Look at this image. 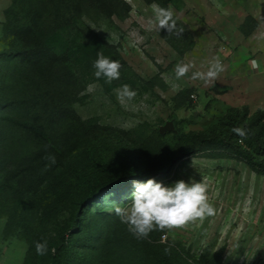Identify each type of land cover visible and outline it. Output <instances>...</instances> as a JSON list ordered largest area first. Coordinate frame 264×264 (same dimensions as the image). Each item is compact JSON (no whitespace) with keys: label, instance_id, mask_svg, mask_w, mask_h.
Returning <instances> with one entry per match:
<instances>
[{"label":"rangeland","instance_id":"rangeland-1","mask_svg":"<svg viewBox=\"0 0 264 264\" xmlns=\"http://www.w3.org/2000/svg\"><path fill=\"white\" fill-rule=\"evenodd\" d=\"M153 4L174 10L183 28L180 36L166 29L147 30ZM12 6L18 13L14 24L29 22L37 11L55 48L67 49L74 41L73 50H81L70 69H52L50 85L60 97H49L50 107L67 100L72 115L89 123L86 128L120 130L124 146L141 167L161 151L181 153L187 143L184 134L222 125L220 119L231 107L264 112V0H183L180 9L158 0H0V53L7 48V10ZM256 22L250 35L239 28L249 30ZM99 49L122 65L120 78L105 82L109 91L105 79L94 76ZM217 56L224 71L216 80L204 84L189 78L192 71H206ZM181 61L195 67L176 80L174 67ZM0 69L13 76L9 84L23 78L22 66L7 68L0 60ZM124 84L137 96L122 105L117 90ZM67 85L72 87L67 90ZM2 91L13 92L9 87ZM51 108L31 111L45 129L59 127L49 125L57 117ZM167 121L173 129L160 132ZM45 146L35 135L0 125V264H54L55 247L64 238L59 264H159L157 246L166 242H176L196 257L224 248V264H264V174L245 163L209 157L220 151L208 150L181 158L164 176L147 174L146 181L166 186L203 179L216 212L181 229L136 239L113 210L131 196L125 201L118 192L105 204L84 206L87 193L78 172L86 167L87 154L72 153L62 160L63 169L51 170L46 157L52 153ZM42 238L48 241V252L39 256L34 242Z\"/></svg>","mask_w":264,"mask_h":264},{"label":"trees","instance_id":"trees-1","mask_svg":"<svg viewBox=\"0 0 264 264\" xmlns=\"http://www.w3.org/2000/svg\"><path fill=\"white\" fill-rule=\"evenodd\" d=\"M145 1L152 2V0ZM158 1L164 3L165 7L171 2L176 4L178 9L183 2V0ZM7 13L10 16L8 22L10 32L7 48L0 53V60L7 68L17 70L22 66L23 78H18L13 85L9 84L8 81L13 76L8 77L9 70L0 69V125H8L24 133H30L44 142L46 149L56 158V163L49 167L51 170L63 169L62 160H68L72 153L85 152L88 158L86 167L78 172L87 193V198L83 200L84 206L92 208L95 207L96 202L105 204L118 192H121V198L127 201L132 195L131 191L135 190L134 183L146 182L147 174L164 176L165 171L172 168L181 158L202 151L219 150L220 153L209 154V157L235 159L248 165L254 172L264 174V112L258 110L250 114L247 106L229 108L220 119L222 125L184 134L187 143L181 153L174 150L161 151L149 164L141 167L138 164L139 159L134 157V154H130L131 151L124 146L125 138L120 130L98 125L86 128L89 123L78 115H72L71 105L67 104V100L65 105L61 103L52 108L47 102L49 97L55 95L56 98L60 97L58 91L50 85L53 79L52 69L58 65L70 69L72 60L77 59L81 52L80 48L73 50L75 42H70L66 50L55 48L51 44L48 32L43 28L41 17L36 15L37 11L31 15L29 22L19 21L15 24L12 20V17L18 14L15 6L10 7ZM257 26L258 22L249 30L244 25H240L239 28L245 35H250ZM163 37L172 42L165 34ZM99 51L107 57V52L103 49ZM178 51L181 55L184 54L183 50L178 49ZM43 77H46V80H42ZM102 83L106 91H109L110 87L105 81ZM6 87L13 92L4 93L2 90ZM71 87L67 85V90ZM39 103L43 105L38 106ZM49 108L53 115H57L49 125H59V127L45 129L37 119V115L31 114L32 110L50 111ZM237 127L245 130L244 137L232 131ZM101 212L104 211L97 213ZM65 240L66 238L55 247L54 264L60 262ZM157 248L159 264H224L222 262L224 248L219 249L212 256L208 253L198 257L184 252L176 242L162 243ZM165 249H170V254L166 253Z\"/></svg>","mask_w":264,"mask_h":264},{"label":"clouds","instance_id":"clouds-1","mask_svg":"<svg viewBox=\"0 0 264 264\" xmlns=\"http://www.w3.org/2000/svg\"><path fill=\"white\" fill-rule=\"evenodd\" d=\"M152 17L147 21V30L166 29L172 35L180 36L183 28L178 27L175 12L171 8L152 5ZM94 76L97 79L104 78L106 83L120 78L121 62L117 59L106 57L102 51L97 52V58L93 65ZM192 63L178 62L174 67L176 80L188 76ZM224 71L221 59L213 57L208 62L206 71H192L191 80H199L209 84L216 80ZM137 92L130 85L124 84L117 90V100L123 105L126 101H132ZM232 131L240 137L246 132L243 128H233ZM46 159L50 167L56 163L54 155L49 154ZM208 184L202 179L199 182L192 179L189 182L183 179L175 181L171 185H165L155 179H148L143 183H134V192L130 201L125 206L114 205L113 210L121 222L128 226L129 232L136 239H146L153 231L164 232L181 229L190 222L203 220L215 215V207L208 196ZM35 251L39 256L48 252V241H36ZM170 254V249H165Z\"/></svg>","mask_w":264,"mask_h":264},{"label":"water","instance_id":"water-1","mask_svg":"<svg viewBox=\"0 0 264 264\" xmlns=\"http://www.w3.org/2000/svg\"><path fill=\"white\" fill-rule=\"evenodd\" d=\"M173 122L172 121H167L166 124L162 127H160L161 132H165L167 130H172L173 129Z\"/></svg>","mask_w":264,"mask_h":264}]
</instances>
